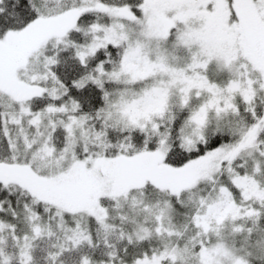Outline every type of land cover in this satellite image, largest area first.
<instances>
[{
    "label": "snow or ice",
    "instance_id": "6c2138e0",
    "mask_svg": "<svg viewBox=\"0 0 264 264\" xmlns=\"http://www.w3.org/2000/svg\"><path fill=\"white\" fill-rule=\"evenodd\" d=\"M0 264H264V0H0Z\"/></svg>",
    "mask_w": 264,
    "mask_h": 264
}]
</instances>
